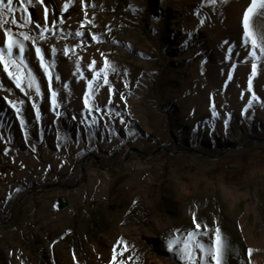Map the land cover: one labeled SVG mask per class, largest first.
<instances>
[{"label": "rangeland", "instance_id": "rangeland-1", "mask_svg": "<svg viewBox=\"0 0 264 264\" xmlns=\"http://www.w3.org/2000/svg\"><path fill=\"white\" fill-rule=\"evenodd\" d=\"M50 1L14 0L18 23L0 27L5 58L7 29L27 65L22 89L0 63V264H186L168 241L195 223L206 245L220 228L224 264H264L252 0ZM248 23L264 35V8ZM223 157L235 174L260 168L228 184L212 177Z\"/></svg>", "mask_w": 264, "mask_h": 264}, {"label": "snow or ice", "instance_id": "snow-or-ice-1", "mask_svg": "<svg viewBox=\"0 0 264 264\" xmlns=\"http://www.w3.org/2000/svg\"><path fill=\"white\" fill-rule=\"evenodd\" d=\"M214 2L215 0H213V3ZM21 3L22 4L25 3V0H21ZM13 4H14V0H6V2L5 0H0V27H2L4 24L8 22L7 20L4 19L6 15L12 18L13 24L18 23V21L14 18L16 9L14 8ZM258 8H264V0H252V4L247 9V12L245 13V16H244V29H245L244 39H245L246 44L249 41L251 43L252 51L250 52V55L253 58V60L264 59V35H261L259 38H257V36L250 30L249 23H248L250 14H253ZM77 35H82V33H77ZM5 36L7 37L6 47H7V57L8 58L7 59L5 58L4 49L0 48V63L3 64L4 70L8 72L9 76L15 80L16 86L18 88L23 89L24 76L21 74L20 69L21 67H25V68L27 67V65L24 63V60H23L24 45L14 38L10 30H7V29L5 30ZM24 39L27 40L28 36L25 35ZM93 39H97V38L93 36ZM17 46L19 47V52H20L19 62L12 59L13 50ZM257 48H259L260 56H257V52H256ZM36 53L40 59V66L44 68V71L46 73H48L49 69L44 64V57L41 54V49L36 48ZM94 63L95 62H93V64ZM10 65L16 68L15 72L9 70ZM107 69H108V63L107 61H105V67L101 71L106 72ZM256 69H257V64L253 63L252 64V75L253 76L256 74ZM96 75L99 76L100 73H97ZM104 83L105 84L108 83L106 76L104 79ZM33 84H36L35 90L37 94H40L39 85L36 83L35 77L32 75L31 71H29L27 74L28 88H31ZM89 87H91V82L89 83ZM249 88L251 89V78L249 80ZM51 95L53 98L52 100L53 105H55L56 103L55 97L57 94L53 91ZM255 98L256 97L253 94V99ZM85 102L87 103V98ZM9 103H12V102L9 101ZM249 104H251V101L249 102ZM17 111H19V109H17ZM193 221L195 223V216H193ZM204 227L206 228L207 225H204ZM200 228H201V225L199 223H195V230H189L184 240L180 241L179 238L169 240L168 241L169 250L170 251L173 250V248L177 245V243H180L182 244V247L179 248V253L182 256V258L186 261V264H200L202 259L205 260V264H206V258H210L212 261H214V264H224V260H225L226 255L228 254L230 246L228 245L227 242H225L222 239L220 228L217 227L214 230L215 239L211 245H206L203 242H201L200 239H198L200 235V232L198 230ZM120 243H124V242L121 240ZM197 250L199 251V253L202 254L201 257H198L196 255ZM249 253H251V250H249ZM121 264H123L122 261H121Z\"/></svg>", "mask_w": 264, "mask_h": 264}, {"label": "trees", "instance_id": "trees-1", "mask_svg": "<svg viewBox=\"0 0 264 264\" xmlns=\"http://www.w3.org/2000/svg\"><path fill=\"white\" fill-rule=\"evenodd\" d=\"M48 4L53 6L50 0H46ZM225 158H221V162L218 165L217 170L213 172L212 177L215 179H222L225 183L228 184H243L250 178V174H252L257 168H260L259 165L251 164L250 161L243 162V169L239 172L232 173L231 171L227 170L228 164L223 163ZM248 165V167H246ZM251 165V167H250ZM260 165H264V163H260ZM245 170V171H244ZM61 207H66V203L61 205Z\"/></svg>", "mask_w": 264, "mask_h": 264}, {"label": "crops", "instance_id": "crops-1", "mask_svg": "<svg viewBox=\"0 0 264 264\" xmlns=\"http://www.w3.org/2000/svg\"><path fill=\"white\" fill-rule=\"evenodd\" d=\"M65 203H66V202H65L64 200H62V202H61L60 206H61V205H63V204H65Z\"/></svg>", "mask_w": 264, "mask_h": 264}, {"label": "water", "instance_id": "water-1", "mask_svg": "<svg viewBox=\"0 0 264 264\" xmlns=\"http://www.w3.org/2000/svg\"><path fill=\"white\" fill-rule=\"evenodd\" d=\"M263 144H264V141H261ZM223 154H221V155H219V156H217V157H221Z\"/></svg>", "mask_w": 264, "mask_h": 264}]
</instances>
